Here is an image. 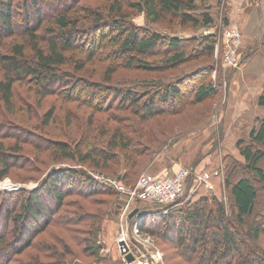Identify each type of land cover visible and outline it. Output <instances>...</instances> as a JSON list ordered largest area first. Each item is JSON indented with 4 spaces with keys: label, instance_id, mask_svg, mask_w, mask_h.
<instances>
[{
    "label": "rangeland",
    "instance_id": "obj_1",
    "mask_svg": "<svg viewBox=\"0 0 264 264\" xmlns=\"http://www.w3.org/2000/svg\"><path fill=\"white\" fill-rule=\"evenodd\" d=\"M31 1L21 0L12 6L14 11L13 29L16 34L14 37H10L0 31L1 35H4V48H0L1 55L8 53V49L15 48L17 45H25L26 56L30 60H35L32 48L28 43L30 35L24 28L28 26L33 30L39 29V23L36 24L34 14L29 11ZM110 1L47 0L44 3H50L54 8L49 9V14H46L45 9L41 10L43 15L40 22L43 24L41 30L36 31L39 34H44L48 27L53 26L52 20L59 13H67L77 21V23L74 21L77 25L70 30L72 31L70 33L71 44H74V49L65 51L68 57L67 64L58 68L57 72L66 74V80L75 82L78 88L73 89L64 83V87L52 92L50 88H44L41 79L23 78L15 83V97L10 110L1 103L0 98V149L8 155L9 160L13 163V167L9 170L10 175L0 180V190L8 194L5 195L6 203L3 204V200H0L2 212H8L10 204L15 203L16 206H19V200H26L31 197L32 192L40 191V183L45 182L47 176L50 177L49 175L53 174L54 169L56 173H59L58 171H61L59 169L63 167L83 166L100 183L104 182L103 179L108 183L110 180L118 182L120 179L117 176H122L125 173L129 176L131 170L128 167L127 158L122 160V155L119 158L118 156L111 157L112 160L107 166L112 170L104 169V171H106L105 174L116 176L108 177V175L98 172L101 171L100 169L89 165L84 166L79 163L78 159L62 158L58 150V146L66 145L71 149L79 146L83 152L91 148L97 153L102 150L109 151L108 142L114 138L115 133H123L129 137L131 150H127V152L131 155L134 154L136 158L132 176L135 172L139 174L134 183L144 174L172 175L181 167L192 168L191 165L200 167L202 170L205 167L217 168L225 178L231 166L244 165L237 142L242 137L248 138L255 125L256 119L252 113L254 108H250L246 113H239L236 120H232L234 113L229 114V94L233 82L237 80L242 82L243 67L251 60L244 61L240 69L226 65L224 61L226 51L224 31L226 28L235 27L234 24H238L243 38V33L249 28L252 18L255 28L253 37L247 42L245 39L244 43L242 39L241 49H244H240L243 56L244 53L247 55L257 43L264 42V5L260 6L253 0H207L200 10L209 11L213 16L212 24L199 25L196 28L177 25L172 29V24H169L170 26L150 24L143 13L137 14V11L129 7V3H135V0H121L125 11L120 15L128 19L124 21L123 18H120L121 21H117L115 16L108 14L107 8L111 4ZM24 3L28 10L27 14L30 15L29 22L25 19ZM206 5L209 8L205 7ZM39 9H41L40 6ZM88 11L101 16L102 20H96ZM260 14L262 15L261 24H259ZM113 22H118L120 25L117 24L118 27L115 28ZM125 22L132 23L133 27L139 30L149 27L153 32L160 34L164 32L179 39H188L193 36L215 37L218 52L215 49V52L208 57L197 56L199 51L191 44L187 60L172 67L168 65L170 63L167 61L169 49L167 46H163V52L155 51L147 56H140L143 60H138V55L135 54L136 58H132L133 53L123 49L126 34L122 32V29H124ZM54 35L56 38L59 37L60 31L56 29ZM261 46L256 48H260L261 53L264 54V46ZM134 59L136 60L131 65L130 61ZM200 73L205 74L207 82L211 83L218 93L197 104L193 100L195 92L191 87L194 82H189V80L195 81L194 77ZM108 76L110 79L106 80ZM1 79H3L2 70H0V81ZM142 82H149L152 87L155 83L172 82L174 85L181 83L182 90L186 94V108L176 114L162 116L153 114L152 118L144 119L143 116L146 115L143 111H138V107L136 109V106H130L127 110L120 107L121 100L113 97L114 89L111 87L130 86ZM182 83H185L186 86ZM137 90L139 89L137 88ZM140 91H145V89H140ZM152 98H143L141 106L149 105ZM162 107L164 109V106ZM257 110L256 108L255 115L258 113ZM261 110L262 113L258 115L264 117V109ZM15 144L17 152L11 148ZM109 152L112 155H117L112 151ZM125 160L126 163H124ZM78 177L79 180L83 179ZM242 177H249L258 190L255 214L248 219V224H251L253 220H257L258 224V222L264 221V186L253 174L248 175L243 169L238 170L231 179L234 182ZM213 181L219 184V178H214ZM126 184L128 183L126 182ZM94 185H66L63 188V192L66 194L63 196L66 203L64 211H61L59 215H65L66 211L69 212L67 217L70 226L65 230H71V232H66L53 225L49 226L37 239L35 237L34 240L31 236L33 247L11 259L13 260L11 264L20 262L35 264L34 260L37 258H41L44 263L54 262L52 264H57L56 261L60 256H49L47 243L57 246L64 254H69L66 261L69 260L70 263L101 264V261L91 257L92 253L87 254L82 250L88 236L83 223H81V218L89 221L92 215L88 211L95 214L99 210L107 212L102 230L97 238L98 246L101 247L100 260L109 258L114 262L126 264L123 261V253L119 249V241L123 237L121 230L129 228L127 226L130 223L126 222L129 215L128 210L134 205L130 204L128 207V198L125 199L124 195L120 194L121 207H113V204L107 206L105 203L108 201V197L97 193L96 190L99 191L100 186ZM220 185L222 186L220 194L219 190L216 192L220 197L218 200L222 203L226 215L232 216L233 201L229 189L226 184ZM203 193H206L205 189L199 188L191 196L196 200L197 196ZM188 194V198H190V191ZM113 201H116L115 197H113ZM185 202L186 200H181V204ZM77 210H81V212ZM74 211L82 213V217H74L72 215ZM10 212L11 214L17 213L15 210ZM142 223L143 220L139 221V225ZM12 226L6 228V243H13L16 241L15 239L21 237L20 230H17L18 227ZM39 228L43 229L44 227L40 226ZM134 229L135 223L132 232ZM139 233V238L143 242L153 244L162 253L161 261H154L153 264H190L176 254L171 243H165L157 237L154 238L150 233L142 231ZM24 238L26 240V237ZM22 240L24 241V239ZM40 241L45 242V245L39 247ZM139 246L141 247V244ZM123 248L129 249L126 248V242ZM10 250L13 249L10 248ZM196 258H199V254L196 255Z\"/></svg>",
    "mask_w": 264,
    "mask_h": 264
},
{
    "label": "trees",
    "instance_id": "obj_2",
    "mask_svg": "<svg viewBox=\"0 0 264 264\" xmlns=\"http://www.w3.org/2000/svg\"><path fill=\"white\" fill-rule=\"evenodd\" d=\"M20 1L21 0H0V31L10 35V37H14L16 34L13 29L14 11L12 10V6L18 4ZM46 1L47 0H32L29 5V11L34 14L36 18V24L39 23V29L33 30L31 27H24L27 30V34L30 35L28 43L32 48L35 60H30L26 56L25 45H17L15 48L8 49V53L4 55L0 54V70L3 71V79L0 81V98L1 103L5 105L8 110H10L14 102L15 83L21 81L23 78L32 79L33 77V79H41L44 88H50L52 92L64 87V83L68 84V86H71L73 89L78 88L75 82L66 80V74L57 72L58 68L60 69L67 64L68 57L65 51L74 49V44H71L72 36L70 33L72 31L70 30L77 25L74 23V21L76 23L77 21L74 20L73 16L67 13H59V15L52 20L53 26L48 27L44 34H39L36 31L41 30L43 24L40 22L43 15L41 10L45 9L46 14H49V9L54 8L50 3L44 4ZM206 1L207 0H135V3H129V7L137 11V14L143 13L150 24H172V29L177 27V25L196 28L199 25H209L213 22V16L209 11L200 10L201 6L205 5ZM122 2L121 0H111V4L107 8L108 14L110 13L111 16H115L117 21H121L120 18H123L124 21L128 19L120 15L125 11ZM39 6L41 9H39ZM205 7L209 8L207 5ZM23 8L26 11V14L23 12L25 19L29 22L30 15L29 13L27 14L28 10L26 3L23 4ZM88 13H91L96 20H102L101 16H97L91 11H88ZM260 16L259 24L262 22V15L260 14ZM113 24H115V28L118 27L117 24L120 25L118 22H113ZM123 27L124 29H122V32L126 34L123 49L133 53L132 58H136L135 54L138 55V60L142 59L140 56H147L149 53L155 51L163 52V46H167L169 49V58L167 61L170 63L168 65L176 67L185 62L189 57L191 44L192 47L194 46L198 49L199 52L197 56L200 55L201 57L212 55L216 49L217 42L215 37L200 38L199 36H193L188 39H179L164 32L163 34L153 32L149 27L144 28L145 30H139L134 28L133 24L130 22H128V24L125 22ZM56 29L60 31V36L57 38L54 35ZM3 43L4 35L0 33L1 49L4 48ZM259 44L260 42L252 47L247 55L244 53L242 63L244 61L249 62L259 54L264 57V54L261 53V49L256 48L260 47V45L264 46V42L261 41V44ZM135 60L136 59L130 61V64L133 65V61ZM146 67L149 68L148 66ZM71 77L73 78V76ZM109 79V76L106 77V80ZM194 79L195 81L190 79L189 82H194L191 87L195 92L193 100L197 104L202 103L218 93L215 87L207 82L205 74L200 73L196 75ZM180 84L181 83L174 85L172 82L167 84L155 83L153 88L152 84H149V82H142L130 86L120 85L111 88L114 89L113 97L121 100L119 104L120 107L127 110L130 106H136V109L138 107V111L144 112L146 116H143V118L146 119L148 117L152 118L153 114L155 116L176 114L186 108V94H184V90H182ZM182 85L186 86L185 83H182ZM137 88L139 90H137ZM140 89H145V91H140ZM151 97L153 98L149 105L146 104L145 106H141L143 98L150 99ZM124 104L127 106H123ZM257 105L260 109H264V89L258 97ZM162 106H164V109ZM253 111L252 113L256 119L255 125L251 129L248 138L242 137L237 142L240 157L243 158L244 165L240 166L235 164L233 167L231 166L229 173L225 176V184L229 189V194L233 201L232 216L226 215L222 203L218 200L220 197L213 196L206 192L197 196V199L194 200L193 196L190 198L187 197L189 195L188 191L183 199L186 200L185 203L181 204V200H178L175 203H171V205L167 204L163 209H157L155 213L146 215L147 217L144 215L143 223L139 225L140 231L150 233L154 238L157 237L165 241V243H171L176 250V254L184 259L186 263L264 264V221H260L257 224V220H253L251 224H248V219L252 218L255 214L258 201V190L249 177H242L234 182H232L231 179L238 170L243 169L248 175L253 174L264 186V117L258 115L259 113H257L258 116L255 115ZM108 146L110 148L109 151L117 155H112L109 151L105 150H102L105 153L102 151L97 153L93 151L92 148L83 152L79 146L72 149L70 146L66 145L63 147L58 146V150L62 158L72 160L78 159L80 161L79 163L84 166L89 165L93 168L100 169L101 171H96L102 174L106 173L104 169H111V167L107 165L111 162L112 156H118L119 158V156L122 155V160L123 158H127L128 167L131 170L129 176L125 173L122 176H117L120 181L118 180L116 183H114V180H110L108 183L105 179H103V183H100L95 180L83 166L63 167L59 169L61 170L58 171L59 173H56L54 169L52 171L53 174L49 175L50 177L47 176L48 181L46 179L45 182L40 183V191L36 193L32 192L33 194L31 197L26 198V200H19V206H16L15 203L10 204V210L6 213L0 210V262H2V264H11L13 262L11 259L22 254L27 249L32 248L34 244L32 239H30L31 236L33 239L35 237L37 239L49 226L53 225L62 230L69 228L70 223L67 217L69 212L66 211L65 215L62 214V216L59 215L61 211H64L66 203L63 197L66 195L63 192V188L66 185L77 184L78 186H95L94 184H97L100 186V189L99 191L96 190V192L108 197V201L105 203L107 206L113 204V207H121L120 194L124 195L123 197L129 200V191L134 190L139 181L134 183L135 178L139 175L138 172H135L132 176L136 158L134 154L131 155L127 152V150H131L129 137L123 133H115L114 138L109 140ZM13 147L11 146L12 150L17 152L15 148L16 144ZM124 163H126V160ZM12 164L8 155L0 149V180L10 175L9 170L13 167ZM191 166L196 171L202 170L200 167ZM212 169L213 168L207 167L203 168V170ZM105 175H108V177L116 176L114 174ZM78 176L83 179L79 180ZM126 182L128 184H126ZM131 182L134 184L131 185ZM62 184L66 185L63 187ZM119 186H124L125 190H121ZM216 186L219 189L220 184H216ZM93 192L95 191L93 190ZM5 195L8 194L0 190V200H3V204L7 201ZM50 196L51 198H49ZM113 197H115L116 201H113ZM12 198L14 199L13 196ZM56 209L58 210L55 211ZM14 210L17 213L11 214L10 211L13 212ZM77 211L81 212V210ZM88 213L92 215L89 221L81 218L82 213H77L76 211L72 213L74 217L81 218V223H83L86 229L85 231L87 232V242L84 244L85 247L82 250L87 254L92 253L91 257L101 261V264H122L114 262L109 258L100 260L101 247L98 246L97 238L102 230L103 221L107 212L99 210L95 214L91 211H88ZM153 218L155 220H152ZM12 225L18 227L17 230H20L21 237L15 239L16 241L13 243H6L5 240H7V238H5V231L6 228L13 227ZM40 226L44 228L40 229ZM65 231L71 232V230ZM31 232L32 235H30ZM24 237H26V240ZM22 239H24V241ZM41 245H45V242L40 241L39 247ZM6 247H10L13 250H10V248L7 249ZM47 249L49 256H60L59 260L56 261L57 264H76L70 263L69 260L66 261V257L69 254L65 253V255L57 246H52L50 243H47ZM198 254L199 258H196ZM34 263L52 264L54 262L44 263L41 261V258H37L34 260ZM17 264L30 263L20 262Z\"/></svg>",
    "mask_w": 264,
    "mask_h": 264
},
{
    "label": "built area",
    "instance_id": "obj_3",
    "mask_svg": "<svg viewBox=\"0 0 264 264\" xmlns=\"http://www.w3.org/2000/svg\"><path fill=\"white\" fill-rule=\"evenodd\" d=\"M254 1L260 6L264 5V0ZM234 26L228 27L224 31V38L226 39L224 61L228 67L240 69L243 59V55L240 53L242 31L237 25ZM216 52H218V46L216 47ZM215 169L196 171L193 168L181 167L172 175L144 174L140 177L136 188L129 191L128 207L130 204L134 205V207L128 210L129 215L126 222L130 223V225L127 226L129 228L121 230L123 237L119 241V249L123 253V261L126 264H153L154 261H161L162 253L153 244L145 243L139 238L141 235L139 233V221L143 220L146 215L155 213L157 209H163L167 204L184 199L188 191H190L189 197L194 195L195 191L199 188L205 189L207 193L217 196V186L213 179L219 178V184L225 185V178L220 174L218 169ZM116 182L114 181V183ZM220 187L222 188L221 185ZM119 188L125 190L124 186H119ZM218 192L220 194V191ZM134 210H138V212L130 218V214ZM141 216L142 218H140ZM134 223L135 229L132 232ZM125 242L130 245L129 249L123 248ZM128 253L134 256L132 262H128L126 259V254Z\"/></svg>",
    "mask_w": 264,
    "mask_h": 264
},
{
    "label": "crops",
    "instance_id": "obj_4",
    "mask_svg": "<svg viewBox=\"0 0 264 264\" xmlns=\"http://www.w3.org/2000/svg\"><path fill=\"white\" fill-rule=\"evenodd\" d=\"M237 11L239 12L238 9ZM250 20L249 28L243 33V43L245 42V39L247 42V40H250L253 37L255 28L252 18ZM246 21L248 22V19ZM234 25L238 26V24ZM260 55L261 54L257 55L249 63L244 65L242 70V82L238 80L233 82L229 94V114L234 113L231 118L232 120H236V116L239 113H246V111L250 110L252 107L254 108V113H256V108L258 109V113H262V110L257 105L258 97L264 89V58ZM217 190L221 191V187L219 189L217 188Z\"/></svg>",
    "mask_w": 264,
    "mask_h": 264
},
{
    "label": "water",
    "instance_id": "obj_5",
    "mask_svg": "<svg viewBox=\"0 0 264 264\" xmlns=\"http://www.w3.org/2000/svg\"><path fill=\"white\" fill-rule=\"evenodd\" d=\"M137 212H138V210H134L130 214V218H132ZM126 259L128 260V262H132L134 260V256L131 253H128V254H126Z\"/></svg>",
    "mask_w": 264,
    "mask_h": 264
},
{
    "label": "bare ground",
    "instance_id": "obj_6",
    "mask_svg": "<svg viewBox=\"0 0 264 264\" xmlns=\"http://www.w3.org/2000/svg\"><path fill=\"white\" fill-rule=\"evenodd\" d=\"M171 205V204H170ZM130 247V245L128 244V243H126V248H129Z\"/></svg>",
    "mask_w": 264,
    "mask_h": 264
}]
</instances>
